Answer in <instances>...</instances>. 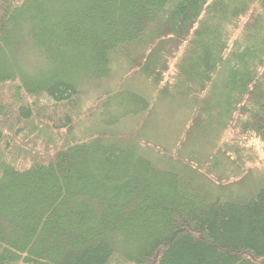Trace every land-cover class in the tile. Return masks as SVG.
Masks as SVG:
<instances>
[{
	"label": "trees",
	"instance_id": "obj_1",
	"mask_svg": "<svg viewBox=\"0 0 264 264\" xmlns=\"http://www.w3.org/2000/svg\"><path fill=\"white\" fill-rule=\"evenodd\" d=\"M119 65L192 100L173 148L77 137L89 90L151 112ZM230 129L264 143V0H0V264H264V172Z\"/></svg>",
	"mask_w": 264,
	"mask_h": 264
},
{
	"label": "rangeland",
	"instance_id": "obj_2",
	"mask_svg": "<svg viewBox=\"0 0 264 264\" xmlns=\"http://www.w3.org/2000/svg\"><path fill=\"white\" fill-rule=\"evenodd\" d=\"M114 75L116 78L111 86L119 87V91H134L148 99L151 103V112L129 116L120 122H116L115 118L121 116V112L116 113V111H113V105H109L106 106V112L100 114V106L98 109L97 107L101 104L103 97H100L97 92L89 90L88 95L80 102L82 110L78 113L81 114L78 124L81 123L77 127V137L86 138V134L97 132L101 120L104 119L101 125L119 134L135 132L137 127L140 129L144 126L146 135L152 143H155L152 145L158 146L157 144H160L173 148L177 140L183 137L185 129L195 112L192 100L183 92L175 89L167 98L162 97L154 85L141 73H128L123 65L115 68ZM74 124H76V121H74ZM247 139L235 130L230 129L225 133L223 143L227 144L230 150L236 149L240 143H246V150L250 154L255 151L259 161L255 160L248 165L254 168V177L258 178L264 172V143L256 138L246 141ZM152 145L151 147H153ZM197 148L202 150L203 146L200 144ZM224 168L223 166L220 170Z\"/></svg>",
	"mask_w": 264,
	"mask_h": 264
}]
</instances>
